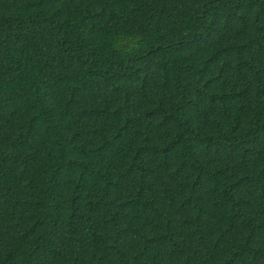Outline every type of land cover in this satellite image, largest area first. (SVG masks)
<instances>
[{
	"label": "trees",
	"instance_id": "1",
	"mask_svg": "<svg viewBox=\"0 0 264 264\" xmlns=\"http://www.w3.org/2000/svg\"><path fill=\"white\" fill-rule=\"evenodd\" d=\"M0 264H264V0H0Z\"/></svg>",
	"mask_w": 264,
	"mask_h": 264
}]
</instances>
